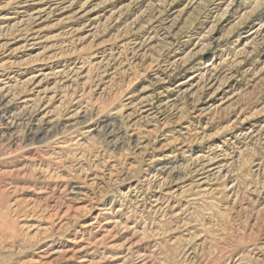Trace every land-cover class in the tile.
Here are the masks:
<instances>
[{"label": "rangeland", "instance_id": "obj_1", "mask_svg": "<svg viewBox=\"0 0 264 264\" xmlns=\"http://www.w3.org/2000/svg\"><path fill=\"white\" fill-rule=\"evenodd\" d=\"M0 264H264V0H0Z\"/></svg>", "mask_w": 264, "mask_h": 264}]
</instances>
